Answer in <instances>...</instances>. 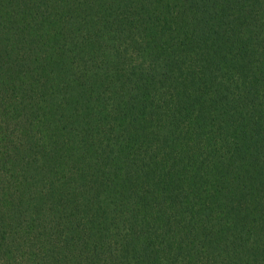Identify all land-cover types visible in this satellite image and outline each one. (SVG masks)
<instances>
[{"label": "trees", "instance_id": "obj_1", "mask_svg": "<svg viewBox=\"0 0 264 264\" xmlns=\"http://www.w3.org/2000/svg\"><path fill=\"white\" fill-rule=\"evenodd\" d=\"M0 264H264V0H0Z\"/></svg>", "mask_w": 264, "mask_h": 264}]
</instances>
